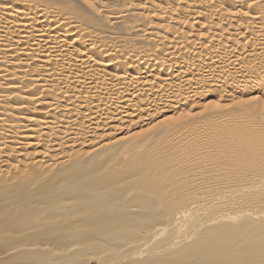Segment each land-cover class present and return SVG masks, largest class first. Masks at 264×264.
Listing matches in <instances>:
<instances>
[{"label":"bare ground","instance_id":"bare-ground-1","mask_svg":"<svg viewBox=\"0 0 264 264\" xmlns=\"http://www.w3.org/2000/svg\"><path fill=\"white\" fill-rule=\"evenodd\" d=\"M0 264H264V0H0Z\"/></svg>","mask_w":264,"mask_h":264}]
</instances>
